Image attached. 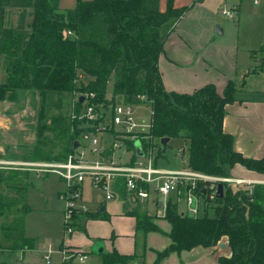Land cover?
Returning a JSON list of instances; mask_svg holds the SVG:
<instances>
[{"label": "trees", "instance_id": "1", "mask_svg": "<svg viewBox=\"0 0 264 264\" xmlns=\"http://www.w3.org/2000/svg\"><path fill=\"white\" fill-rule=\"evenodd\" d=\"M60 2L0 0V100H13L21 91L39 92L45 98L93 92L99 102L108 105L106 90L113 79V101L122 96L138 104L143 102L141 96L146 97L152 111L151 139L185 140L190 168L231 176L239 164L264 173V157L244 156L235 149L233 136L224 131L226 106L236 101L235 80L228 82L222 94L212 83L193 93L168 91L164 86L159 59L165 41L194 3L177 8L175 0H167L166 11H161L160 0H77L69 9H62ZM14 9L18 20L11 25L8 18ZM77 106L81 107L79 101ZM60 113L44 129L54 133L62 150L53 153L39 148L29 160L62 161L74 151L79 121ZM151 139L142 140L146 148L153 146ZM133 146L129 142V147ZM166 147L159 144L157 155ZM8 169L6 174L0 167V218H6L0 223V249H32L35 239L25 233L29 204L2 190L5 183L9 189L26 191L21 174L26 179L29 171ZM120 194L127 197L123 186ZM124 213L136 218V251L132 255L117 249L104 251L99 264H146L138 260V252L151 232H161L169 239L168 246L156 252L154 264H161L173 253L218 246L223 239H227L230 255L220 256L219 264H264V184L255 185L252 191L227 186L225 196L196 217L183 215L170 200L163 217L170 224L168 232L158 226L156 211L146 204L125 199Z\"/></svg>", "mask_w": 264, "mask_h": 264}, {"label": "rangeland", "instance_id": "2", "mask_svg": "<svg viewBox=\"0 0 264 264\" xmlns=\"http://www.w3.org/2000/svg\"><path fill=\"white\" fill-rule=\"evenodd\" d=\"M238 3H240V0H208L207 6L217 13L219 20L217 25L226 27L224 40L227 44L234 47L233 52L237 51V61L240 66L238 78L241 76L237 97L243 98L250 97L248 96L250 94L263 93V77L258 76V80H254V75H259L264 70V0H261V3L256 6L253 4V0H243L240 3L241 11L239 14L236 12L234 19H228L219 13L220 7L223 6L238 9ZM63 5H65L64 0ZM8 19L11 25H15L18 20V10H11ZM2 77V69L0 68V82ZM113 92L114 81L112 79L108 83L106 90V100H108L107 103L110 102L111 108L113 105H122L127 102L126 98L122 96L116 97L115 101H113ZM75 96V93H63L45 98L39 92L21 91L13 100H0V167L6 174H9V167L24 169L25 167L18 163L31 161L29 160L31 155L35 154L39 148L53 151V153H59L62 150L63 145H61V142L51 130L44 129V125L49 123L59 112H61L60 114L71 116V112L74 109ZM136 111V120L138 122L148 124L151 121L150 108L138 106ZM183 147L185 152L181 156L179 152ZM156 156V165L158 167L169 169L189 167L188 144L182 137L170 139L162 155ZM13 162L17 164H13ZM231 175L237 176L233 172H231ZM21 181L26 186V191L24 189H9L5 183L2 184V190L11 197L26 200L27 204H29L31 211L26 216V233L35 239V247L25 254L20 250L0 249V264H24V262L26 264H47L44 255L48 252L50 244L54 249L51 256L52 264H62L59 248L64 236L61 210L65 208V201L59 197V193L66 188V184L56 174L38 175L34 171H29V176L26 179L21 174ZM29 182L30 185L27 186ZM84 187V198L89 201L91 209H95L97 203L93 198H102L103 194L97 191L95 196H93V193L90 192L88 181ZM108 204V210L114 211L117 215V218L110 222V229H114L113 224L116 221V231H128L131 227L132 219H126L127 217L123 211H120L123 201L117 198L112 200V202L109 201ZM212 205L214 206V204ZM181 209L186 210V206L182 204ZM16 210L13 214L17 213ZM202 212L203 209H201L200 213ZM210 212L213 214V211ZM91 217H98L96 220H100L105 215L95 216V214H92ZM11 218V215L7 217L8 220ZM158 218L164 219L160 216ZM5 219L0 218V223ZM86 222L87 220L83 219V226ZM156 222L164 232L169 231V224L166 220H156ZM77 233L85 236L89 241L93 240L82 227L75 230L73 235L68 238V241ZM152 235L158 239L162 237L163 233L152 232ZM92 242H94L93 248L82 250L92 252L86 264H97V252L101 246L106 249L105 240L96 239ZM149 243L148 241L146 242L145 252H154L152 261H148L146 257L142 259L141 255L138 260L144 261L146 264H154L157 259L156 252L164 248L157 247L154 241L152 243L149 241ZM81 247L85 249L84 246ZM186 261L181 260V264H185Z\"/></svg>", "mask_w": 264, "mask_h": 264}, {"label": "built area", "instance_id": "3", "mask_svg": "<svg viewBox=\"0 0 264 264\" xmlns=\"http://www.w3.org/2000/svg\"><path fill=\"white\" fill-rule=\"evenodd\" d=\"M253 3L259 5L261 0H253ZM220 14L228 19H234L236 11L234 8L223 6L220 8ZM75 94L74 109L70 117L79 121L80 129L75 139L79 141L78 148L62 161L18 163L24 166V169L34 171L38 175L56 174L66 184V190L60 194V198L65 201L64 236L59 248L62 264L69 261L86 264L89 252L70 247L68 238L75 230L83 227V219L88 220L92 214L99 213L104 202L120 197L121 186L126 191V200L133 204H146L148 208L156 210L160 217L166 215L170 200L178 204L183 215L196 217L201 214V209L204 210L216 202L220 183L224 185V193L227 186L252 191L255 185L264 184L240 176L208 174L190 167L183 169L158 167L155 158L161 143L157 139H151L149 135L151 121L144 124L136 120V107L150 108L145 103V96L140 97L142 103L126 102L122 105H113L111 108L110 104L99 102L93 92ZM80 96H85V100L78 109L77 102ZM72 131H75L74 127ZM150 139L153 146L146 148L143 145L145 150L143 157L136 155L134 146L129 147V142L135 143L137 140L149 142ZM184 150V147L180 149L181 156ZM87 181L92 190L103 194L95 209H91L89 202L84 198V185ZM125 199L123 198V205ZM182 204L186 206V210L181 209ZM53 252L50 245L44 255L47 264H52Z\"/></svg>", "mask_w": 264, "mask_h": 264}, {"label": "crops", "instance_id": "4", "mask_svg": "<svg viewBox=\"0 0 264 264\" xmlns=\"http://www.w3.org/2000/svg\"><path fill=\"white\" fill-rule=\"evenodd\" d=\"M64 1L65 5H63V0L60 2L62 9L73 8L77 3V0ZM241 2L243 0H240ZM240 3L237 4L238 9L231 7L235 9L237 14L241 11ZM191 4L193 6L181 17L175 29L166 39L164 51L160 55L159 68L164 86L168 91L193 93L197 89L212 83L217 87L218 92L222 94L230 80H235L238 86L240 85L241 76L238 78L240 66L237 61V51L233 52L234 47L227 44L224 40L226 34L225 26H219L223 31L221 34L217 32L218 16L212 8L207 6L208 0H175L174 2L177 8ZM254 5L256 6V4ZM160 8L161 11H166L167 0H160ZM249 72L251 71L249 70ZM258 76L263 77L264 84V70L259 75H254V80H258ZM262 92L257 95L250 94L248 95L250 97L243 98H238L236 94V101L226 106L224 118V131L233 136L235 149L244 156L255 159L264 157V88ZM231 172L237 174V176L264 183V173L249 170L242 165H236ZM90 192L95 196L97 191L90 188ZM93 199L98 205V201L102 198ZM118 199L123 201L121 196ZM108 203L109 201L104 202L100 207L101 209L102 206H105L104 213L99 214L105 215V217L100 220H96L98 217H91L84 224V230L93 240H105V251L108 252L117 249L121 254L132 255L136 251L135 217L127 216L124 213V205L122 204L120 211H123L127 218H120H130L133 220V223L131 220V227L128 231L119 232L116 231L115 226H117V223L114 221V229H110V222L115 220L117 215L114 211L108 210ZM149 208L150 211L154 210L152 207ZM64 209L61 210L62 218ZM95 216H97V213ZM158 220L163 221L164 219L159 218ZM26 231L27 224L25 225V233ZM26 235L27 237L33 238V236L27 233ZM161 236V238L157 239L151 232L148 235L147 241L148 243L149 241L151 243L154 241L157 247L165 248L169 244V239L164 234ZM92 241L77 233L68 241V245L75 249L90 250L94 244ZM222 241L226 243L225 249L221 248L220 245L210 248L196 247L191 251L173 253L162 264H181V260H187L185 264H219L218 259L220 256L230 255L227 239H223ZM61 244L62 242L60 243V247ZM81 246H84L85 249ZM145 248L146 246H140L138 253L142 256V259L146 257L148 261H152L154 252H145ZM32 249L20 251L25 254ZM89 253L90 258L92 252ZM134 263L137 262L135 261ZM24 264L26 263L24 262ZM97 264H99V255Z\"/></svg>", "mask_w": 264, "mask_h": 264}, {"label": "water", "instance_id": "5", "mask_svg": "<svg viewBox=\"0 0 264 264\" xmlns=\"http://www.w3.org/2000/svg\"><path fill=\"white\" fill-rule=\"evenodd\" d=\"M217 32L219 34H221L223 31H222V28L217 26L216 28ZM85 100V96H80L79 98V102L80 103H83V101ZM170 141V138H164V139H161L160 140V143L161 145L165 148L168 144V142ZM79 146V141H74V149L76 150ZM134 148H135V151H136V155L138 157H143L145 155V150H144V146H143V143L140 141V140H137L135 143H134ZM225 196V193H224V185L222 183L219 184L218 186V198H223ZM105 210V206H102L101 208V212H103ZM220 247L225 249L226 248V243L224 241H221L219 243ZM105 251V248L104 246H101L99 251L97 252L98 255H100L101 253H103ZM132 264H137V263H132Z\"/></svg>", "mask_w": 264, "mask_h": 264}]
</instances>
